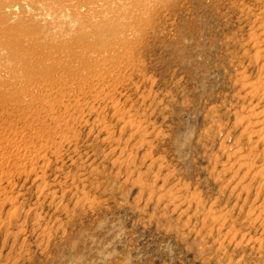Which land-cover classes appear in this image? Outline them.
<instances>
[{
    "label": "rangeland",
    "instance_id": "374dc122",
    "mask_svg": "<svg viewBox=\"0 0 264 264\" xmlns=\"http://www.w3.org/2000/svg\"><path fill=\"white\" fill-rule=\"evenodd\" d=\"M0 264H264V0H0Z\"/></svg>",
    "mask_w": 264,
    "mask_h": 264
},
{
    "label": "bare ground",
    "instance_id": "6f19581e",
    "mask_svg": "<svg viewBox=\"0 0 264 264\" xmlns=\"http://www.w3.org/2000/svg\"><path fill=\"white\" fill-rule=\"evenodd\" d=\"M12 161V160H11Z\"/></svg>",
    "mask_w": 264,
    "mask_h": 264
}]
</instances>
